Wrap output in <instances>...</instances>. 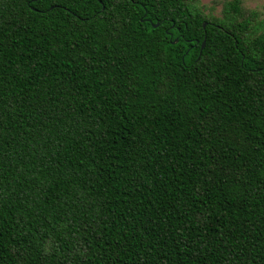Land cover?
<instances>
[{
	"label": "trees",
	"instance_id": "16d2710c",
	"mask_svg": "<svg viewBox=\"0 0 264 264\" xmlns=\"http://www.w3.org/2000/svg\"><path fill=\"white\" fill-rule=\"evenodd\" d=\"M213 8L0 0V264H264V10Z\"/></svg>",
	"mask_w": 264,
	"mask_h": 264
},
{
	"label": "rangeland",
	"instance_id": "374dc122",
	"mask_svg": "<svg viewBox=\"0 0 264 264\" xmlns=\"http://www.w3.org/2000/svg\"><path fill=\"white\" fill-rule=\"evenodd\" d=\"M201 5L205 8V13H210L212 7H214L213 14L217 15L220 4L223 0H199ZM244 4L250 8H257L264 10V0H243Z\"/></svg>",
	"mask_w": 264,
	"mask_h": 264
},
{
	"label": "water",
	"instance_id": "95a60500",
	"mask_svg": "<svg viewBox=\"0 0 264 264\" xmlns=\"http://www.w3.org/2000/svg\"><path fill=\"white\" fill-rule=\"evenodd\" d=\"M153 26H154V27H157V26H158V23H157V24H154ZM202 26H203V28H204V27H205V23H203ZM174 43H177V39L174 40ZM204 46H205V39L202 41L200 49H203Z\"/></svg>",
	"mask_w": 264,
	"mask_h": 264
}]
</instances>
